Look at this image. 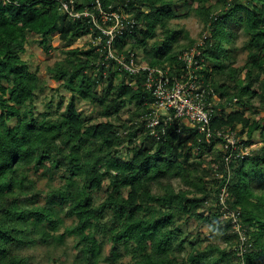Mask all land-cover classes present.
<instances>
[{"label": "trees", "instance_id": "trees-1", "mask_svg": "<svg viewBox=\"0 0 264 264\" xmlns=\"http://www.w3.org/2000/svg\"><path fill=\"white\" fill-rule=\"evenodd\" d=\"M63 1L0 0V264H35L29 252L39 246L66 254L67 239L73 264H264V188L249 179L264 182V145L249 149L256 134L264 142V0H98L135 22L114 39L118 56L140 53L138 65L172 78L184 68L180 55L197 47L193 74L217 99L211 130L234 133L227 148L177 120L151 134L145 73L129 75L105 59L106 39L95 40L100 32L86 19L71 20ZM93 2L74 0V8ZM180 3L186 14L178 17L172 8ZM191 13L203 22L201 46L173 23ZM232 26L248 36L241 66L228 57ZM53 37L64 58L47 73L70 96L53 109L52 94L37 112L46 81L22 55L29 38L48 54ZM80 102L104 121L87 119ZM223 188L225 205L239 213L242 245L231 219L220 220ZM192 222L194 233L185 228Z\"/></svg>", "mask_w": 264, "mask_h": 264}, {"label": "built area", "instance_id": "built-area-1", "mask_svg": "<svg viewBox=\"0 0 264 264\" xmlns=\"http://www.w3.org/2000/svg\"><path fill=\"white\" fill-rule=\"evenodd\" d=\"M6 1L3 0V3ZM60 3L61 10L71 20L86 19L87 22L92 23L97 28L100 35L95 40L99 42L103 38L106 39L104 46V49H106L105 59L113 60L121 71L129 75L140 72L145 73L146 87L152 92L153 98L150 114L146 117V126L151 129V134L156 135L154 132L155 127L162 125V128H164L167 122L177 120L180 126L195 129L198 134H203L206 142L217 137L223 139L225 148L228 145H234L236 140L234 133L229 131L213 132L210 128L211 119L213 114L216 113L214 105L217 104V99L209 86L203 85L193 74V66L196 69L198 64L195 61V58L199 56L197 47L180 55L179 60L184 66L183 70L181 69L182 73L178 77L169 78L167 72L160 68L138 65L136 62L138 55L136 53H131L128 59H125L123 56L116 55L113 51L112 44L116 36H121L124 31L135 25L134 20L129 19L128 15L116 11H103L98 0H94L91 7H86L81 12L75 10L74 0ZM202 44L203 40L197 46ZM209 98L213 100V103L208 101ZM161 132L164 133L163 130ZM241 155L244 156L242 151ZM224 160L225 165H227L230 162L229 156L225 157ZM226 196L225 188H223L219 195L220 220L231 219L234 231L242 245L245 242V236L238 222L239 213L227 208L225 205Z\"/></svg>", "mask_w": 264, "mask_h": 264}, {"label": "rangeland", "instance_id": "rangeland-1", "mask_svg": "<svg viewBox=\"0 0 264 264\" xmlns=\"http://www.w3.org/2000/svg\"><path fill=\"white\" fill-rule=\"evenodd\" d=\"M173 11L176 16L180 17L186 14V8L184 7L183 3L177 4L173 6ZM173 23H177V25L181 28H183L185 31L188 32L189 37L191 39L197 40L196 43H200L202 30H203V22L194 14L191 13L188 18H180L179 20L174 21ZM231 31L236 33V37L231 41L230 44H228V57L230 58L231 62H234V66H241L245 59H246V51L243 48L244 42L248 39V36L241 30L237 29L236 27H231ZM161 34L158 32V38H161ZM89 37L84 39L76 40L75 43L69 48H82L85 43L89 42ZM52 50L46 54L36 43L35 39L29 38V43L26 46V51L22 55V59L26 61L32 71H37L38 75L41 79H44L46 81V88L45 90L38 95L36 101H35V107L37 112H41L43 110V107L46 102H48L51 99V95L53 94L54 97L52 99L53 101V109L56 108V103L62 98L63 104L62 107L67 103L70 93L64 90L59 86L58 83L54 82L49 78V75L47 73L48 67H52L56 61L62 60L64 58V55L62 54V49H64L65 45L63 42L58 40L57 37H53L51 42ZM67 49V48H65ZM137 54V53H136ZM138 57L141 56L140 53L137 54ZM101 89H98L100 91ZM79 111L83 113V115L87 119H95L97 121H104V119L99 118L97 111L95 108L87 103V102H80L78 105ZM63 109V108H62ZM238 108L233 107L232 109H228L226 112L229 113L231 111L237 110ZM134 111L133 106L127 107V109L122 111V119L127 118L129 115L127 112ZM262 116V115H261ZM256 118V116L254 117ZM253 145L249 149H255L259 147H263L264 142L259 136L256 134L253 139ZM120 150L123 152L125 151L124 145L120 146ZM249 152V150H242V154L246 155ZM249 179L251 182V187L258 190L264 188V182L257 174H250ZM44 183L41 181L39 183V188H43ZM99 195H103L102 193H99ZM40 204H43V201L39 202ZM65 224H70V219H64ZM187 228V230L190 229L191 232H195L194 229V223L192 222ZM66 254L62 253L61 250H56L55 254L56 256H53V250L54 249H46L43 246L36 247V249L29 252L30 257L32 261L35 264H73L74 262V252L71 250L72 246V240L67 239L66 242ZM109 247L106 245L105 251L103 254V259L107 257L109 254ZM50 254L51 258L48 259L47 254ZM48 259V260H47ZM128 257H125L123 259V262H127ZM101 264H106L103 262Z\"/></svg>", "mask_w": 264, "mask_h": 264}]
</instances>
